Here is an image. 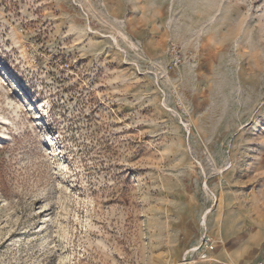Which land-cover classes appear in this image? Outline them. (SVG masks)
I'll return each mask as SVG.
<instances>
[{
	"label": "rangeland",
	"instance_id": "374dc122",
	"mask_svg": "<svg viewBox=\"0 0 264 264\" xmlns=\"http://www.w3.org/2000/svg\"><path fill=\"white\" fill-rule=\"evenodd\" d=\"M205 234L264 258V0H0V264Z\"/></svg>",
	"mask_w": 264,
	"mask_h": 264
},
{
	"label": "built area",
	"instance_id": "2783aa9c",
	"mask_svg": "<svg viewBox=\"0 0 264 264\" xmlns=\"http://www.w3.org/2000/svg\"><path fill=\"white\" fill-rule=\"evenodd\" d=\"M215 251V244L213 243V240L208 234H205L200 243L190 249L186 253V257L184 259L185 264H195L199 262H210L214 261L212 259V253ZM218 264H225V263H219ZM263 264V263H260Z\"/></svg>",
	"mask_w": 264,
	"mask_h": 264
},
{
	"label": "crops",
	"instance_id": "0c3cea01",
	"mask_svg": "<svg viewBox=\"0 0 264 264\" xmlns=\"http://www.w3.org/2000/svg\"><path fill=\"white\" fill-rule=\"evenodd\" d=\"M232 253H229L226 250V247L220 244L215 245V251L212 253V259L214 260V264L225 263V264H264V258L257 259V260H233L231 258Z\"/></svg>",
	"mask_w": 264,
	"mask_h": 264
}]
</instances>
